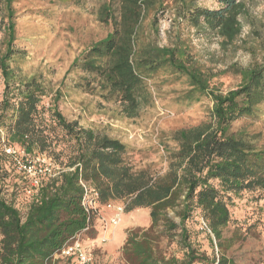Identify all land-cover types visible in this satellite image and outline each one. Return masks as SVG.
I'll list each match as a JSON object with an SVG mask.
<instances>
[{
	"label": "trees",
	"instance_id": "trees-1",
	"mask_svg": "<svg viewBox=\"0 0 264 264\" xmlns=\"http://www.w3.org/2000/svg\"><path fill=\"white\" fill-rule=\"evenodd\" d=\"M197 1L174 0L176 26L183 22L204 37L216 36L220 48L232 45L241 34V20L249 18L245 1L215 0L216 9L198 7ZM0 3L4 6L1 22L6 20L0 48V264H47L89 222L93 225L89 235L96 234L94 217L90 219L81 207L80 179L98 191L101 205L124 202L126 213L148 210L149 227L130 230L125 236L123 264H236L227 253L241 239L236 232L224 235L231 218L229 205L232 196L242 192L264 195V147H258L256 136L232 133L230 128L237 120L252 117L264 103V53L253 65L237 67L240 85L223 94L211 88L212 75L195 65L178 34L166 46L158 44V14L167 10L158 0H105L97 19L109 27L107 35L81 52L66 75L81 70L97 78L100 93L114 97L129 119L152 106L148 82L163 71L188 84L180 100L197 103L208 97L212 102L207 121L163 137L159 145L166 169L157 173L132 165L120 140L66 121L56 108L58 89L52 91L51 105L44 108L49 91L43 76H21L12 67L20 53L14 45L15 13L12 0ZM113 4L118 5L116 11ZM43 113L75 146L66 165L54 153ZM2 136L33 156L46 155L59 168L79 167L42 179L27 200L20 177L2 154ZM194 215L206 225L211 254L191 239L187 224ZM164 241L173 242L180 255L165 254Z\"/></svg>",
	"mask_w": 264,
	"mask_h": 264
},
{
	"label": "rangeland",
	"instance_id": "rangeland-1",
	"mask_svg": "<svg viewBox=\"0 0 264 264\" xmlns=\"http://www.w3.org/2000/svg\"><path fill=\"white\" fill-rule=\"evenodd\" d=\"M158 1L167 8L163 14H158V44L166 46L178 34L189 47L195 65L212 75L210 86L214 90L225 94L237 88L241 77L235 69L249 67L263 55L264 0H244L249 18L241 20L240 36L226 49L220 48V39L216 36L204 37L183 22L177 27L174 22V0ZM104 2L105 0H12L16 24L14 45L20 50L12 67L21 76H43L49 91V96L43 101L45 109L52 103V91L58 89L61 96L56 108L66 121L76 122L81 128L92 129L101 135L120 140L128 148V158L132 165L136 168L150 167L152 171L162 173L166 169V162L160 141L175 130L194 127L207 121L212 102L208 97L201 98L197 103L180 100V94L188 90V84L185 79L174 80L173 76L163 71L148 82L153 95L152 106L141 110L137 117L129 119L122 114L121 105L114 97L105 98V93H100L97 78L81 70H74L66 75L71 62L81 52L107 35L109 27L97 19V11ZM196 5L208 9L218 7L215 0H198ZM3 9L4 6L0 3V48L4 38L3 25L6 23V20L1 22ZM112 9L116 11L118 5L113 4ZM2 91L3 83L0 78V99ZM41 115L53 138L58 162L66 165L75 146L64 136L49 114ZM240 131L256 136L258 147H264V103L255 109L252 117L241 118L231 125L230 132ZM8 196L9 193H5V197ZM117 203L125 206L124 202ZM263 210L264 195L258 192H242L237 197L232 196L229 205L230 223L224 230V235L230 237L236 232L241 239L227 253L236 264H258L264 261ZM201 221L203 220L199 215H194L187 227L192 241L199 244L202 251L211 254ZM120 225L123 227V240L130 230L147 229L148 210L136 209L130 213L124 211ZM93 235L95 234L85 239V245L93 248V264H123V243L116 241L110 245V237L102 245L103 248H98V243L88 244ZM161 247L167 255H180L173 242L164 241ZM47 264L75 263L59 259L50 260Z\"/></svg>",
	"mask_w": 264,
	"mask_h": 264
},
{
	"label": "built area",
	"instance_id": "built-area-1",
	"mask_svg": "<svg viewBox=\"0 0 264 264\" xmlns=\"http://www.w3.org/2000/svg\"><path fill=\"white\" fill-rule=\"evenodd\" d=\"M2 154L10 161L11 169L14 174L18 175L22 181V192L27 200L37 192L40 187L41 180L47 178H55L64 171H73V168H59L46 155L33 156L23 149L16 148L6 140L1 138ZM82 188L81 207L86 215L91 219H100L101 234L98 239L100 245L106 244L109 239L107 231L110 228L118 226L121 217L124 214L125 206L122 203L108 202L101 205L98 201V191L90 182L79 180ZM108 211L112 215L104 218L100 215V211ZM88 218V219H89ZM201 226L206 230V225L201 221ZM93 225L91 222L81 231L69 238L63 245L56 250L50 260L72 261L75 264H93L94 253L91 246L85 245V239L89 236Z\"/></svg>",
	"mask_w": 264,
	"mask_h": 264
},
{
	"label": "crops",
	"instance_id": "crops-1",
	"mask_svg": "<svg viewBox=\"0 0 264 264\" xmlns=\"http://www.w3.org/2000/svg\"><path fill=\"white\" fill-rule=\"evenodd\" d=\"M100 215H102V216H104V218L106 217V218H109L112 214L111 213H109L108 211H103V210H101L100 211ZM95 224H94V228H95V230H96V234L94 235L95 236V238H94V236L91 238V240L90 241H88V244H90V245H93V244H96V243H98V239H99V236H100V234H101V230H102V227H101V221H100V219H95V222H94ZM122 225H118V226H116V227H114V228H110L108 231H109V234L110 235H108V239L110 238V237H112V243H110V245H113V244H115V242L116 241H119L120 243L119 244H122L123 242H124V240H123V234H122ZM125 239V238H124ZM99 247H101V248H103V246L102 245H100L99 246V243H98V248Z\"/></svg>",
	"mask_w": 264,
	"mask_h": 264
}]
</instances>
